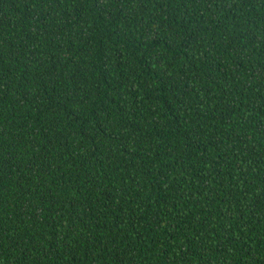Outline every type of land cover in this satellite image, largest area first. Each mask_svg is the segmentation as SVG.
<instances>
[{
	"label": "trees",
	"instance_id": "16d2710c",
	"mask_svg": "<svg viewBox=\"0 0 264 264\" xmlns=\"http://www.w3.org/2000/svg\"><path fill=\"white\" fill-rule=\"evenodd\" d=\"M0 264H264V0H0Z\"/></svg>",
	"mask_w": 264,
	"mask_h": 264
}]
</instances>
